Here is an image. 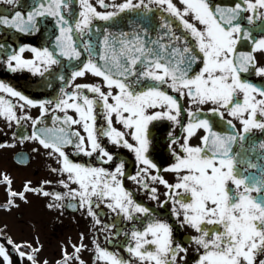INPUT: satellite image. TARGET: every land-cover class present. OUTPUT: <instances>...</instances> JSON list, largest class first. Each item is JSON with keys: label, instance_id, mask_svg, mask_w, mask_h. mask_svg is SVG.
<instances>
[{"label": "snow or ice", "instance_id": "snow-or-ice-1", "mask_svg": "<svg viewBox=\"0 0 264 264\" xmlns=\"http://www.w3.org/2000/svg\"><path fill=\"white\" fill-rule=\"evenodd\" d=\"M76 2L0 0L6 5L0 8V29L48 39L33 46L0 37V63L11 72L27 69L46 77L47 87L58 93L54 103L30 98L0 80V93L18 98L0 95V117L21 129L22 141H36L34 151L42 147L56 159L50 168L55 179L35 186L26 181L19 191L4 174L8 199L3 207L18 206L16 198L27 202L31 192L51 197L48 208L83 210L111 244L102 246L99 237L92 241L94 264H264V138L253 131L264 135V79L249 78H264V61L254 55L264 53V0H119L111 5L98 0L104 10L90 0H78L77 10ZM122 13L132 15L131 26L117 31L113 25L124 23ZM248 41L251 50H238ZM26 50L33 55L24 57ZM88 73L101 80L77 82ZM181 98L193 107L185 108ZM31 107L38 115L25 110ZM47 113H52L51 125ZM98 119L103 123L97 125ZM162 120L179 124L184 133L180 140L169 133L173 160L166 170L174 173L173 181L160 175L150 158L155 144L149 126ZM22 121L31 122L30 135L23 134ZM201 129L199 143H192ZM101 137L135 154L142 167L132 178L162 207L135 199L124 184V161L114 160ZM177 143L179 150L173 147ZM68 146L90 158L95 153L100 163L73 159ZM108 162L113 166H105ZM157 183L165 187L163 199ZM50 184L64 190L44 187ZM101 204L111 220H101ZM177 227L192 230L187 243L195 246V256H189ZM84 239L81 233L71 254L65 246L54 264H85ZM6 243L30 264H47L37 259L42 245L11 237ZM6 243L0 241V257L12 264Z\"/></svg>", "mask_w": 264, "mask_h": 264}, {"label": "flooded vegetation", "instance_id": "flooded-vegetation-1", "mask_svg": "<svg viewBox=\"0 0 264 264\" xmlns=\"http://www.w3.org/2000/svg\"><path fill=\"white\" fill-rule=\"evenodd\" d=\"M95 6L100 8L98 0H90ZM119 2V0H105L107 4H114ZM223 2L228 3L230 0H223ZM6 7V5L0 4V8ZM76 9H79L78 0L75 4ZM100 10H104L100 8ZM112 10V9H108ZM248 13H245L247 16ZM124 17V14H121ZM132 15L129 14L127 17H124V23L117 21L113 28L117 31L120 29H126V26L130 27V21ZM159 19V16L156 17ZM96 23H99L103 26H107L106 22L102 20H97ZM259 23V21H257ZM0 37L8 38L11 37L12 40L16 41V44L23 42L31 43L33 46H43L48 43L47 34L34 33L31 35H22L18 34L11 29H0ZM251 42H241L238 44V50L240 51H249ZM24 57L28 58L33 55L30 50H26L23 54ZM258 61H264V53L256 52L254 53ZM250 79L260 82L262 79L260 76L252 75ZM0 80H3L6 83H10L13 87H16L17 90L21 91L25 95H28L30 98L35 99H52L53 103L55 102V96L58 94L54 92L52 88L47 87L46 77L40 76L38 73L34 74L27 69L18 70L17 72H11L7 69L6 65L0 63ZM101 78L92 75L91 73L86 74L84 77L77 78V82H96L100 81ZM58 86H63L62 82L57 81ZM71 88V85H68ZM91 94V93H89ZM4 95L6 99L12 101H17L18 98L11 97L10 94L0 93ZM181 103L185 108L193 107L187 103L186 98H181ZM26 111L31 112L32 115H38V108L31 107L26 108ZM70 114L75 115L73 110H69ZM19 113V109H18ZM62 115V113H56ZM206 115H210L205 113ZM227 115V113H226ZM48 117L47 123L52 124L51 116L52 113H47ZM185 122L187 119L186 113L183 114ZM103 123L102 119L97 120V125ZM237 123V128H239V123ZM9 122L6 121L3 117H0V231L12 229L15 232L12 240L15 242L20 241H29L33 246L39 244L42 245L39 248L37 253L38 260H46L47 264H54L55 261H58L62 257V250L64 247H67V251L71 254L73 253L72 245L74 243H80V234H85V239L83 243L87 246L84 249H81V257L84 260L85 264H94V252L92 241L99 237V240L102 246L111 247V244L108 240H105L107 233L101 232L97 233L95 228H93L91 223V217L84 214L83 210H77L72 208H48L46 205L52 199L51 197H45L42 195H37L29 192L27 195L29 200L27 202L17 199L18 206H13L10 210H6L3 205L8 199L7 186L3 181L2 177L4 174H8L11 179V188L14 190H22V186L26 181H30L33 186L41 184L45 179H55L56 173L50 171L52 166L56 165L55 157H49L45 154V150L41 147L39 151H34L37 147V142L30 139H20L21 129L17 128V125L13 122L11 127L8 126ZM155 127L152 125L149 126L150 129V139H153L155 144L154 151H151L150 158H153L155 162L158 163L160 168V175L164 176L169 181L174 180V173L167 171V163H171L173 160L172 152L169 149V133L172 136L176 137L178 140L182 139L184 133L180 125H172V122L167 120L153 122ZM23 134L30 135L31 133V122H23ZM114 126L117 128H122V125L115 122ZM72 127H79L78 125H73ZM82 131V129H81ZM257 137L264 138V135L258 130H253ZM13 132L17 133V136H13ZM203 130H198L197 134L191 138L192 143H199L198 136L201 135ZM15 140V143L12 141ZM7 141L8 143H5ZM101 143L113 153L114 160H117V157L120 160L124 161L125 164V178L124 184L130 189L137 201L143 202L145 205H149L153 208L162 207L157 204L156 201L151 200L145 194V190L140 188L137 184V181L132 177H135L136 174L140 171L142 165H139L135 161V154L130 150L124 147L123 145H114L109 142L107 137H101ZM173 147H176L179 150L178 143L174 144ZM71 157L75 160L88 163L99 164L100 161L96 159V154L93 153V156L90 158L85 154H77L71 151V146L67 147ZM23 158H20V157ZM119 162V160H117ZM105 166H113L112 162H108ZM250 171H255V169H249ZM155 171V170H153ZM74 186V185H73ZM159 189L161 194V199H163V192L165 187L161 184L155 185ZM44 187L54 189V190H64L62 186L58 184L44 185ZM170 204L168 208L170 209ZM103 204L100 206V218L101 220H111V216H106L103 212ZM170 219H174L171 218ZM7 227H4V226ZM99 227V226H97ZM115 231V229H113ZM177 234L181 235L186 243V246L189 249V256H195V246L191 243H187L188 235L192 232L191 229L177 227ZM20 233L17 235L16 233ZM37 237L39 238L37 240ZM121 239H123V233H121ZM1 241H5L4 237H0ZM22 250L27 251L28 245H24ZM124 252L125 257L127 253L124 249H121ZM21 258V257H20ZM23 264H30L26 258H21ZM68 264H77L76 260H69Z\"/></svg>", "mask_w": 264, "mask_h": 264}, {"label": "rangeland", "instance_id": "rangeland-1", "mask_svg": "<svg viewBox=\"0 0 264 264\" xmlns=\"http://www.w3.org/2000/svg\"><path fill=\"white\" fill-rule=\"evenodd\" d=\"M0 233L2 234V235H8V234H11L12 235V237H13V235L15 236V232H14V230H12V229H9V230H4V231H0ZM8 233V234H7ZM17 235H20V233L18 232V233H16ZM0 264H4V262H3V258L2 257H0ZM12 264H14V262L12 261Z\"/></svg>", "mask_w": 264, "mask_h": 264}, {"label": "water", "instance_id": "water-1", "mask_svg": "<svg viewBox=\"0 0 264 264\" xmlns=\"http://www.w3.org/2000/svg\"><path fill=\"white\" fill-rule=\"evenodd\" d=\"M9 248H10V250L14 251L13 247L10 246ZM19 264H21V263L19 262Z\"/></svg>", "mask_w": 264, "mask_h": 264}]
</instances>
